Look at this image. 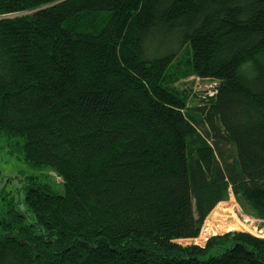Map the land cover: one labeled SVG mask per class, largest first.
<instances>
[{
    "label": "trees",
    "instance_id": "trees-1",
    "mask_svg": "<svg viewBox=\"0 0 264 264\" xmlns=\"http://www.w3.org/2000/svg\"><path fill=\"white\" fill-rule=\"evenodd\" d=\"M0 138L63 185L23 179L30 220L0 186V264H264L177 242L230 192L264 218V0H0Z\"/></svg>",
    "mask_w": 264,
    "mask_h": 264
},
{
    "label": "rangeland",
    "instance_id": "rangeland-1",
    "mask_svg": "<svg viewBox=\"0 0 264 264\" xmlns=\"http://www.w3.org/2000/svg\"><path fill=\"white\" fill-rule=\"evenodd\" d=\"M176 85L183 89L188 94V107L202 106L212 94L215 93L214 88L216 82L208 79L199 78L196 75H189L176 82ZM14 143V139L10 140ZM9 143L5 138H0V186L6 191L7 197L15 202V206L24 212L26 206L22 201L23 179L26 176H37L40 179L50 183L53 188L58 192H63V185L61 178L53 172L49 167L41 169H35L28 166L17 153L11 154L8 151ZM219 204V203H218ZM5 207V199L0 198V211ZM233 207L235 213L238 215V219H232L227 214L226 209ZM212 211V210H211ZM210 211V212H211ZM28 219L30 217L28 215ZM214 217L210 216L206 218L201 233L198 237L193 239H179L177 242L188 245L198 244L204 246L209 237L213 235H221L227 231L241 230L249 232L253 235L264 237V218H260L253 214V212L247 207V205L238 200L232 192L229 193L227 200L221 201L218 208L213 212ZM210 222L209 224L206 222ZM241 225V226H240ZM1 233V231H0ZM208 255V254H207ZM206 254L204 255V257Z\"/></svg>",
    "mask_w": 264,
    "mask_h": 264
}]
</instances>
